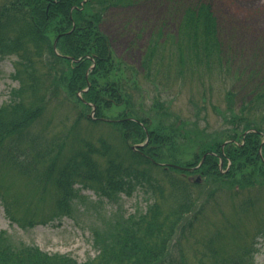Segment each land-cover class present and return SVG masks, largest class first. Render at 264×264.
I'll return each mask as SVG.
<instances>
[{
	"label": "trees",
	"instance_id": "16d2710c",
	"mask_svg": "<svg viewBox=\"0 0 264 264\" xmlns=\"http://www.w3.org/2000/svg\"><path fill=\"white\" fill-rule=\"evenodd\" d=\"M133 4V0H10L0 10V63L9 57L16 59L14 79L19 83V88L12 92L10 103L0 108V166H8L25 177V181L28 178L33 181L29 182L30 194L18 197L3 195L5 210L10 219L22 227H32L36 220L47 223L33 213L37 207L44 205L47 200L45 195H49L50 188L54 189L56 211L71 217V204L80 197L78 194L83 190H76L78 183L111 202L119 194L130 197L136 190L156 199L145 214L128 219L121 217L112 225H106L105 229L93 231L98 255L85 263H79L69 256L48 255L37 248H16L5 235H0V264H181V261L174 260L171 256L167 258L168 263L165 260L169 245L177 233L176 223L171 225V221L179 220L186 209L194 208L192 190L202 189L203 184L189 178L190 173L161 166L164 164L190 168L199 163L183 160L176 150L172 153L173 144L169 143L166 135L161 134L157 125L163 124L160 120L162 115L168 121L175 122L171 127L173 131H177L176 125L182 126V123L175 119L166 104L161 105L159 101L147 107L151 111L141 104L134 108L135 103L128 101L130 98L126 103H120L117 100L118 93L113 90L115 83L107 81V88L101 90L95 78L101 76L100 78L107 79V75L112 74L111 70L116 69L112 66L114 61L111 43L99 32L98 24L107 11L125 9ZM171 8L173 12L168 15V19L176 22L180 18L177 30L165 40L164 23L160 22L151 36L150 47L141 58L140 73H126L127 78L136 79V74H139L138 77L153 79L154 73L173 71L180 75L186 73L192 79H199L195 77L199 73H232L220 40L219 22L208 1L193 0L186 3L185 0H175ZM163 40L166 43L160 46L159 42ZM56 41L57 52L53 48ZM166 44L172 46L170 61L166 57ZM46 55L69 64L71 69L69 73H57L55 77L51 73L53 81L50 73H45L44 80L51 89L43 92L44 87H39L41 82L34 79L32 62L33 59H42ZM119 69L121 70L120 66ZM104 74L106 75L103 76ZM158 80L168 82L167 74H160ZM60 81L66 89L63 96L56 85ZM102 91L106 96L101 94ZM29 94L31 95L27 98ZM232 95L228 94L233 97ZM61 96L65 102L74 105L76 112L77 107L80 110L68 133H78L79 148L66 159H51L38 171L35 169L36 160L41 155L55 152L41 132H32L31 129L44 117L51 105L48 103L50 97L55 100ZM253 98V101L261 104L264 101V89L253 94ZM136 100H139L138 97ZM99 104L108 110L113 106H124L122 121L110 120L101 111L99 113ZM93 106L99 115L91 119L88 113L92 112ZM144 111H147L148 116L140 120ZM250 112L248 107L243 108L241 115L236 116L233 121L245 120V132L252 125L247 124L250 122L249 118L242 116H249ZM138 119L143 126H140ZM82 122L90 127L103 129L106 133L82 137L79 135ZM154 125L156 127H152ZM256 131L264 134L258 128ZM190 136V140L198 144L195 136ZM147 137V147L133 151L132 145L145 143ZM230 140L242 143L241 137L237 138L236 134L231 135L228 141ZM263 140L264 137L257 133L248 135L242 147L231 145L224 153L217 141L212 144L203 142L198 145L203 150V155L213 148L219 154V157H206L200 168L203 176L210 179L213 176L217 181L228 184L226 180L234 175L236 167L235 172L247 167L250 170L249 176L259 173L264 179V169L257 167L260 162L264 166V145L261 155L259 154ZM164 146L167 147L165 151ZM95 157L105 160L103 169L94 161ZM220 160L222 171H226L231 163L226 174L220 171ZM195 161L200 162L198 159ZM234 184L241 193L252 186L247 177ZM1 188L3 183L0 181ZM169 195L176 205L165 211L160 206V201L162 200L163 205ZM258 201L251 196L241 203L247 212L256 207ZM55 218L54 215L48 216L49 221ZM254 246L247 244L243 247L245 249L237 251L236 256L221 260V264H251L248 259L254 258Z\"/></svg>",
	"mask_w": 264,
	"mask_h": 264
},
{
	"label": "rangeland",
	"instance_id": "374dc122",
	"mask_svg": "<svg viewBox=\"0 0 264 264\" xmlns=\"http://www.w3.org/2000/svg\"><path fill=\"white\" fill-rule=\"evenodd\" d=\"M174 1L133 0L134 4L128 8L107 11L98 28L111 43L114 61L112 66L116 69L111 70L112 74H108L107 79L100 78L101 76L95 78L101 90L107 88V81L115 83L113 90L118 93L117 100L120 103H126L130 98L128 101L135 103L134 108L141 104L146 109L156 101L161 105L166 104L175 119H179L182 123V126L176 125L177 131H173L171 127L175 122L168 121L166 116L162 115L160 120L163 124L157 125L161 134L166 135L169 143L173 144L172 153L176 150L183 160L201 163L207 155V153L203 155V150L198 146L203 142L212 144L217 141L221 146L233 134L246 141L248 135L257 133L261 136L262 133L256 131L257 128L264 132V113H262L264 101L261 104L253 101L255 98L253 94L255 95L261 88L264 89V0H207L219 22L220 40L232 73L210 75L199 73L195 76L199 79H192L186 73L180 75L173 71V73H154L153 79L138 77L139 74H136V79L127 78L126 73H140L141 58L150 47L151 36L158 25L164 23L165 40L177 30L180 18H177L176 22L168 19V15L173 12L171 7ZM189 1L193 0H185L186 3ZM9 3L10 0H0V10ZM159 43L162 46L166 42L163 40ZM55 45L57 46V41ZM171 49L172 46L166 44V57L169 61ZM66 58L70 59V57ZM15 61L14 57H9L0 63V108L10 103L12 92L19 88L18 81L14 79ZM32 64L34 79L41 82L39 87L45 88L43 92L51 89L44 80L45 73H50V79L53 81L51 73L55 77L57 73L60 75L69 73L71 69L69 64L56 60L52 55L33 59ZM160 74H167L168 82H159ZM56 85L63 96L66 90L63 88V83L60 81ZM101 94L106 96L103 91ZM228 94H233V97ZM62 96L55 100L50 97L48 103L51 105L44 117L31 129L32 132H41L49 147L51 145L52 151L55 152L41 155L40 159L36 160L35 169L38 171L51 159L55 157L60 160L66 159L79 148L78 133L69 135L68 133L74 126L80 110L77 107L76 112L74 105L65 102ZM137 97L139 100H136ZM246 107L251 112L248 113L249 116L242 117L249 118L250 122L247 124L252 127L245 132V120L235 123L233 121ZM147 110L151 111V108ZM100 111L106 118L120 121L125 107L113 106L108 110L99 104V113ZM99 113L95 111V117ZM88 115L90 117L92 112ZM142 116L140 120L146 119L147 111H144ZM140 120L139 124L143 126ZM79 131L82 137L86 135L94 137L106 133L103 129L90 127L83 122L79 126ZM190 135L195 136L198 144L190 140L192 138ZM263 142L260 143L261 147L264 145ZM139 145H144L146 148L148 141ZM231 145H235L234 142L226 145L225 150ZM136 146L132 145L133 151L142 148ZM166 148L164 146L163 150L165 151ZM215 150L216 148H213L208 151V157H212ZM196 159L200 162L195 161ZM94 161L101 169L105 167L104 159L95 157ZM261 165L260 162L257 167L264 169ZM196 167L190 169L184 167L182 170L190 173L189 178L196 180L198 176L201 177L203 186L200 190H192L194 208H188L190 211L186 209L179 220L171 221V225L176 223L177 233L166 252L168 253L165 257L166 262L168 263L167 258L171 256L172 259L181 261V264H214L215 262L221 264V260L225 261L224 258L236 256L237 251L245 249L243 247L247 244L253 246L256 244L254 258L251 257L248 261L251 264H264V233H262L264 232V179L259 173L253 177L249 176L250 170L247 167L235 172L236 167L233 170L234 175L226 180L228 184H223L213 176L211 179L203 176V170H197ZM244 177H247L252 186L245 188V192L241 193L238 187L235 188L234 183ZM25 179L8 166H0V181L3 183V188L0 189V233H6L15 247H38L45 253L71 256L79 262H86L97 256L93 231L105 229L106 225H112L121 217L128 219L131 216L145 214L156 202L154 196L147 195L141 190L134 191L130 197L119 194L115 201L111 202L78 183L75 186L76 190L84 191L82 190L78 194L80 197L72 202L71 217H66L56 211L54 189L50 188L49 195H45L47 200L44 205L37 207L33 214H37L46 222H49L48 216L54 215L57 219L30 228L22 227L12 222L6 214L3 195L18 197L30 194L29 182L32 180L28 178V181H25ZM236 193L240 195L237 197ZM251 196L259 201L256 207L246 212V207L241 202ZM160 202V206L165 211L176 205L170 195L163 205L162 200Z\"/></svg>",
	"mask_w": 264,
	"mask_h": 264
},
{
	"label": "water",
	"instance_id": "95a60500",
	"mask_svg": "<svg viewBox=\"0 0 264 264\" xmlns=\"http://www.w3.org/2000/svg\"><path fill=\"white\" fill-rule=\"evenodd\" d=\"M54 48L56 49V45L54 46Z\"/></svg>",
	"mask_w": 264,
	"mask_h": 264
}]
</instances>
